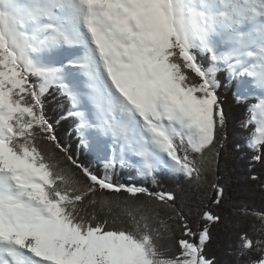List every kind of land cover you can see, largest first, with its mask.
I'll return each mask as SVG.
<instances>
[{"label":"snow or ice","instance_id":"snow-or-ice-1","mask_svg":"<svg viewBox=\"0 0 264 264\" xmlns=\"http://www.w3.org/2000/svg\"><path fill=\"white\" fill-rule=\"evenodd\" d=\"M221 71L264 162V0H0V264H214L219 215L194 231L175 193L112 173L199 188L225 127ZM53 90L68 102L55 120ZM68 119L102 174L60 142ZM244 215L243 264H264V211Z\"/></svg>","mask_w":264,"mask_h":264},{"label":"trees","instance_id":"trees-1","mask_svg":"<svg viewBox=\"0 0 264 264\" xmlns=\"http://www.w3.org/2000/svg\"><path fill=\"white\" fill-rule=\"evenodd\" d=\"M218 80V95L224 109L225 127L215 153L207 154L210 163L206 166L203 183L199 188L191 186L183 176L168 172H158L156 183H153L151 178L137 177L133 169L121 168L119 165L112 173V178L116 183L143 186L151 192L175 193L176 206L183 208L189 226L194 231L206 223L200 217L203 211L219 215L220 221L209 225L210 241L204 249V254L212 259L214 264H243L239 254V237L245 231L251 234L250 225L253 223L251 216H245L244 211H264V162L252 159L253 152L247 145L251 127L246 129L241 126L248 113L235 101L234 89L223 71L218 74ZM67 109V100L55 90L45 98V112L50 119H58ZM72 129L71 119L61 121L57 126L60 142L79 163L102 174V162L92 153L77 148L78 140ZM213 184L224 190L220 204L215 203L216 189L212 187ZM138 200L150 203L149 198L143 195L139 196ZM168 214L162 212L164 216ZM176 235L179 238V231Z\"/></svg>","mask_w":264,"mask_h":264}]
</instances>
